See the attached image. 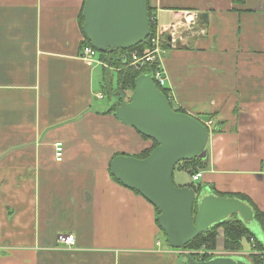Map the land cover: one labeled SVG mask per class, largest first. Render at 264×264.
Masks as SVG:
<instances>
[{
	"label": "crops",
	"instance_id": "obj_1",
	"mask_svg": "<svg viewBox=\"0 0 264 264\" xmlns=\"http://www.w3.org/2000/svg\"><path fill=\"white\" fill-rule=\"evenodd\" d=\"M84 2L0 0V264H187L189 252L161 239L156 208L109 175L115 153L137 155L150 143L110 111L120 69L98 52L80 57ZM148 5L164 32L159 65L170 102L213 122L201 184L175 186L240 194L261 213V224L246 225L263 251L247 238L226 249L219 228L214 249L198 252L251 264L264 254V0Z\"/></svg>",
	"mask_w": 264,
	"mask_h": 264
},
{
	"label": "water",
	"instance_id": "obj_2",
	"mask_svg": "<svg viewBox=\"0 0 264 264\" xmlns=\"http://www.w3.org/2000/svg\"><path fill=\"white\" fill-rule=\"evenodd\" d=\"M82 17L85 37L98 53L107 56L146 42L150 33L148 0H85ZM113 94L118 97L117 120L154 140L157 146L144 159L113 157L110 175L158 210V225L170 248L183 250L210 227L232 217L245 224L252 221L251 208L234 197L205 195L202 189L173 183L179 163L204 155L209 132L202 122L173 110L147 74L135 80L127 102L122 90ZM185 257L187 264H244L230 257L203 262L193 261L188 254Z\"/></svg>",
	"mask_w": 264,
	"mask_h": 264
},
{
	"label": "trees",
	"instance_id": "obj_3",
	"mask_svg": "<svg viewBox=\"0 0 264 264\" xmlns=\"http://www.w3.org/2000/svg\"><path fill=\"white\" fill-rule=\"evenodd\" d=\"M153 16L154 15H153V13H152L151 9L149 8V5H148V18H149L150 33H149V37L146 40V42L139 44V45H137V46H135L129 50L120 51V53H119V51H115L114 53L109 54L108 56L105 54H100V57L104 61L109 62V66H113L115 68L120 69V71L117 73V84H119V86L121 88H128V89H131V91H133V86H134L135 80L141 74H143L142 72L136 71L135 69L129 67L126 62H123L121 57L124 56V54L126 52L130 53L132 51H137L139 53H142L148 49L149 40L156 32V23H155ZM79 20H80V25H81V30H82V25H83L82 14H80ZM87 45L91 46V44L89 43L87 38H85V42H84L83 46H87ZM118 55H120V57H118ZM157 88H159V87L157 86ZM159 90L167 98V100L169 101V104L173 110H175L177 112L185 113L181 109L173 107V105L170 102V99L168 97V92L165 88H159ZM110 111H112L115 115V107H112ZM136 133L139 135L140 138H142L143 140H147L150 143V145L147 148L143 149L140 153H138L137 155H133L134 157H136L138 159H144L157 146V143L154 140L148 139L147 137L141 135L137 131H136ZM118 155H126V154L115 153V155L113 157L118 156ZM112 158H111V160H112ZM109 166H110V162H109ZM109 166H108V172L110 175ZM205 166H206V159L203 157H197L196 159H193L190 161L181 162L175 168H178V170H180V171L186 170L192 176L198 171V169H204ZM110 177L114 181H116L111 175H110ZM116 182L119 183L118 181H116ZM196 189H198V187L195 188V190ZM133 192L135 194L139 195L137 192H135V191H133ZM216 195L220 196L219 194H216ZM222 196H224V195H222ZM225 197H234V198L240 200L241 202L249 204V207L251 208V210L253 212L254 220H256L259 224H261V213L254 206H252L250 204V202H249V200H247V198H245L243 195H240V194L234 195V196H225ZM156 211H157V216H158L159 212L157 209H156ZM156 221L158 224V220H156ZM219 228H222V230H223L224 246L228 250L241 249V239L242 238H247V239L254 238L253 233L248 229L247 225L244 222H242L241 220H239L237 217H232V218L226 219L223 222L210 227L206 232H204V233L200 234L199 236H197L196 238H194L190 243H188L184 247V250L189 252L188 255L193 259V261H196V262L207 261V258L210 255H208L207 253L200 254L198 251L202 248V246H205L208 250L214 249L215 239L217 237V232H218ZM255 248L263 251L261 248V245H259L256 240H255ZM249 258H250L251 264H264V254H262V253L256 254V255H251V256H249Z\"/></svg>",
	"mask_w": 264,
	"mask_h": 264
},
{
	"label": "built area",
	"instance_id": "obj_4",
	"mask_svg": "<svg viewBox=\"0 0 264 264\" xmlns=\"http://www.w3.org/2000/svg\"><path fill=\"white\" fill-rule=\"evenodd\" d=\"M174 28V27H173ZM170 30H172L171 26H169ZM163 31L158 32L156 30L155 34L149 40V47L146 51L139 53L137 51H132L130 53H125V59L123 62H126L129 67L135 69L136 71L142 72L143 74L149 75L153 82L159 88H165L166 78L163 70L159 65V57L163 50L160 49V38L163 35ZM170 33V32H169ZM171 34V33H170ZM173 38V35H172ZM174 41L171 39V42ZM97 55V51L92 46H83L81 48L80 57L83 60L92 61L95 59ZM122 56V57H124ZM149 73V74H148ZM170 95V94H169ZM204 126L209 129V127L213 124L212 121L204 122ZM63 157V144L61 142H56L54 144V159L56 162H61ZM202 174L200 172H196L192 175V181L196 182L201 178ZM58 241L66 248H70L74 245V237L72 235H59ZM251 243L254 247V241L250 239Z\"/></svg>",
	"mask_w": 264,
	"mask_h": 264
},
{
	"label": "rangeland",
	"instance_id": "obj_5",
	"mask_svg": "<svg viewBox=\"0 0 264 264\" xmlns=\"http://www.w3.org/2000/svg\"><path fill=\"white\" fill-rule=\"evenodd\" d=\"M171 28H172V30L174 31V28H173V26H171ZM168 31L170 32L171 30L170 29H168ZM163 53V52H162ZM161 53V54H162ZM110 80L112 81V83H110V85H112V88H113V90H114V93H116L115 91H120V90H117V89H115L116 88V86H117V77H116V74H111V78H110ZM123 91V93H124V97H125V100H126V102L128 101V99H129V97L131 96V94H132V91H131V89H125V90H122ZM101 94L103 95V97H104V99L107 101L108 100V98H109V95L108 94H111V93H109L108 92V90H107V88L105 87L104 89H102L101 90ZM113 94V93H112ZM114 97H110V99L112 100ZM116 101H118V97H116ZM193 181H192V177H191V175L187 172V171H180V170H178V168H175L174 169V172H173V183L175 184V185H184V184H189V183H192ZM201 179L199 180V181H196V182H193L194 183V185L195 184H201ZM178 187V186H177ZM253 225V226H256V223L254 222V221H250L249 222V228L250 229H253V227H250V225ZM253 232V231H252ZM255 232V231H254ZM161 239L164 241V243H165V237H164V234L163 233H161ZM253 241H255V239L254 238H251ZM219 242H221V239H219ZM244 243V246H247L248 247V245H249V242H247V241H244L243 242ZM213 255H215V253L214 254H211L210 256H213ZM217 256H223V255H217ZM210 258V257H209Z\"/></svg>",
	"mask_w": 264,
	"mask_h": 264
}]
</instances>
